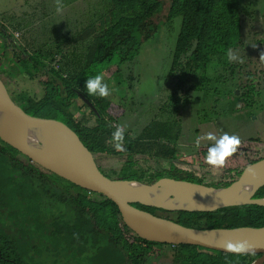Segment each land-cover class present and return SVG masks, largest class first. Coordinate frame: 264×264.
<instances>
[{
	"label": "trees",
	"instance_id": "16d2710c",
	"mask_svg": "<svg viewBox=\"0 0 264 264\" xmlns=\"http://www.w3.org/2000/svg\"><path fill=\"white\" fill-rule=\"evenodd\" d=\"M87 13L83 28L68 38L48 29L44 36L39 31L36 34L24 15H0V80L7 84L6 75L11 73L38 91L34 96L22 90L11 92L12 101L24 113L63 123L94 156L124 158L120 170L111 175L98 167L117 181L153 184L170 178L225 188L246 167L264 158V142H240L238 147H245L246 154L237 150L222 167L213 168L204 162L207 146L199 147V168L218 174L209 184L173 165L179 154L182 108L191 103L192 93L214 81L207 75L210 65L221 64L242 43L239 0H98ZM159 16H164L165 23L154 24ZM176 18L180 29L165 78L170 83L160 116L136 135L125 131V150L119 151L111 133L124 110L105 97L87 95L84 81L113 65L119 73L123 64L138 56L143 43ZM224 72L234 77L235 66L224 67ZM218 79L223 85L229 82L226 77ZM255 94L252 85L245 86L240 99ZM83 109L90 110L89 116L79 118L76 114ZM255 147L263 157L247 158ZM160 160L169 167L160 168ZM150 162L154 168H149ZM254 198H264V187ZM133 207L186 228L264 227V207L258 206L193 214ZM259 256L142 240L125 226L117 207L104 196L58 178L0 140V264H158L163 260L165 264H251Z\"/></svg>",
	"mask_w": 264,
	"mask_h": 264
},
{
	"label": "rangeland",
	"instance_id": "374dc122",
	"mask_svg": "<svg viewBox=\"0 0 264 264\" xmlns=\"http://www.w3.org/2000/svg\"><path fill=\"white\" fill-rule=\"evenodd\" d=\"M96 3L98 0H61L62 8L57 12L54 0H0V15L15 14V18L24 15L25 22L35 27L36 34L44 36L50 30L68 38L83 28L89 8L92 10ZM239 6L242 14L240 47L230 51L221 64L213 62L210 65L207 75L214 81L201 91L199 89L197 93H192L191 103L182 108L180 115L182 134L178 142L179 154L174 158L173 165L201 178L206 184L215 181L218 174L207 168H199L196 152L210 142L201 140L197 147L194 144L197 137L206 132L216 135L227 132L237 135L240 142H264V0H239ZM153 23H165L164 16H159ZM179 29V18L170 24H163L154 38L142 44L132 63L123 64L119 73L115 65L109 66L102 74L111 91L105 99L124 110V116L117 125L126 126L125 131L131 135L138 134L153 117L160 116L159 110L168 95L170 82L165 78L171 66ZM230 55L237 59L230 60ZM229 65L235 66L234 77L224 72V67ZM6 66H9L8 62ZM6 77L12 93L22 90L30 96H34V93L38 95L35 85L26 79L11 73ZM218 77H226L229 82L223 85ZM249 85L254 87L256 94L244 101L240 99L241 89ZM89 111L83 109L76 115L84 118L89 116ZM237 150L247 153L245 147H238ZM261 151L255 147L246 157L262 158ZM95 159L100 170L110 175L111 171L120 170L125 161L124 158L99 156H95ZM158 163L160 168L169 167L166 161L160 160ZM148 166L154 168V163L150 162ZM163 261L158 264H165Z\"/></svg>",
	"mask_w": 264,
	"mask_h": 264
},
{
	"label": "water",
	"instance_id": "95a60500",
	"mask_svg": "<svg viewBox=\"0 0 264 264\" xmlns=\"http://www.w3.org/2000/svg\"><path fill=\"white\" fill-rule=\"evenodd\" d=\"M86 102V101H85ZM89 108H93L88 102ZM0 140L32 163L58 178L90 193L100 194L118 209L125 226L142 240L168 246H192L231 255H260L251 264H264V227L202 230L186 228L133 207L185 213H213L242 206L264 207V198H254L264 187V158L246 167L235 182L212 188L186 181L162 178L153 184L117 181L103 175L95 156L77 135L56 120L34 118L18 107L0 80ZM253 175V183L247 178ZM192 190L189 199H177L175 191ZM245 242L250 251L237 254L222 244Z\"/></svg>",
	"mask_w": 264,
	"mask_h": 264
},
{
	"label": "clouds",
	"instance_id": "9594fccd",
	"mask_svg": "<svg viewBox=\"0 0 264 264\" xmlns=\"http://www.w3.org/2000/svg\"><path fill=\"white\" fill-rule=\"evenodd\" d=\"M57 5L56 11L60 12L62 8L61 0H54ZM230 60H236L237 57L230 55ZM84 89H86L87 95L96 97H108L111 94L109 86L104 82V78L101 74H95L87 77L84 81ZM125 127L117 125L114 131L111 133V140L113 141V146L119 151H124L123 143L125 136ZM209 141L207 145V151L204 156V162L213 167H222L226 158L230 157L235 153L240 144V139L235 134H228L227 132H222L220 135H216L213 132H206L202 136L197 137L194 141L195 146H200V141ZM222 246L229 252L244 254L248 253L251 249L245 242L232 243L230 241H225Z\"/></svg>",
	"mask_w": 264,
	"mask_h": 264
},
{
	"label": "bare ground",
	"instance_id": "6f19581e",
	"mask_svg": "<svg viewBox=\"0 0 264 264\" xmlns=\"http://www.w3.org/2000/svg\"><path fill=\"white\" fill-rule=\"evenodd\" d=\"M248 180L247 183H253V180H254V177L253 175H251L250 177L247 178ZM172 194L174 196H176L177 199H189L191 198L194 194H193V191L188 189V190H185V191H175V192H172Z\"/></svg>",
	"mask_w": 264,
	"mask_h": 264
},
{
	"label": "flooded vegetation",
	"instance_id": "af4514ba",
	"mask_svg": "<svg viewBox=\"0 0 264 264\" xmlns=\"http://www.w3.org/2000/svg\"><path fill=\"white\" fill-rule=\"evenodd\" d=\"M3 84H4V86H5V88H6V90H7V92H8V94H9V96H10V98H11V90L9 89V87H8V84H5L4 82H2ZM10 91V92H9Z\"/></svg>",
	"mask_w": 264,
	"mask_h": 264
}]
</instances>
